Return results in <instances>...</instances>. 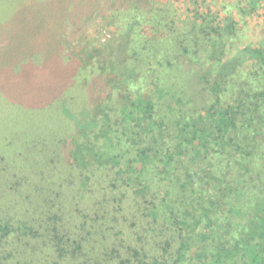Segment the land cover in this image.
I'll list each match as a JSON object with an SVG mask.
<instances>
[{"label": "trees", "instance_id": "1", "mask_svg": "<svg viewBox=\"0 0 264 264\" xmlns=\"http://www.w3.org/2000/svg\"><path fill=\"white\" fill-rule=\"evenodd\" d=\"M14 1L1 98L60 132L0 147V264H264V0H34L16 36ZM83 24L104 66L68 59Z\"/></svg>", "mask_w": 264, "mask_h": 264}, {"label": "rangeland", "instance_id": "2", "mask_svg": "<svg viewBox=\"0 0 264 264\" xmlns=\"http://www.w3.org/2000/svg\"><path fill=\"white\" fill-rule=\"evenodd\" d=\"M78 3L79 6L77 5V7L80 11L83 9V5L86 6L89 4L88 0H78ZM11 4L13 6V11H18V13H13L12 19L13 23L15 22L14 25L16 24V30L14 33H12V35L16 36L21 33H28L29 29L31 30L34 24L32 20L34 9L33 5L35 6L34 0H15ZM5 14L6 16L3 20L9 22L10 20L12 21L11 14L8 13V10H6ZM85 26L86 24H83L78 28L75 27L73 34H71L70 36V42L68 44H64V47L68 49V59L72 60L73 58H75L80 66H93L94 64H100V62L102 63L100 65L104 66L105 62L101 61L102 57L99 55L101 52V48H98L99 44L97 43L99 42V40L108 38L110 36L109 34L111 33L109 31H105L104 29L102 33H100L101 30L97 31L95 30L96 28L94 29L92 27ZM85 28H88V30H83ZM240 33H245L244 35H246L247 37L244 44L264 43L263 8L261 10H258V12L253 14L252 16L246 18V22H244V24L240 27ZM95 61H98V63H94ZM114 73L115 68L113 67V74ZM111 75L112 73L108 74L107 77H113ZM97 79L98 76L95 77V80ZM1 97L2 96L0 95V107L4 106V109L0 108V147L7 148L5 147L4 142L6 135L10 133H12L9 136L12 143L10 144L9 148L17 149L26 147L27 143L30 141V137L34 136L38 132L37 130L43 133L45 132L48 136L54 133H58V131L60 132L59 128H54L55 122L50 118L41 119L40 122L43 123L44 126L39 125L38 127L33 128L31 123L33 120L37 119V115L34 111L25 107L27 104H15L11 107V105L6 104L5 100ZM96 110L99 109H95V113H97ZM47 113H53V109L50 108L48 112H44L41 114L47 115ZM10 152L11 151H8L7 153L11 155L12 152ZM29 155L33 157V160L36 159L34 153ZM39 160L40 159H38L37 162Z\"/></svg>", "mask_w": 264, "mask_h": 264}]
</instances>
